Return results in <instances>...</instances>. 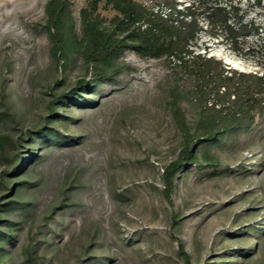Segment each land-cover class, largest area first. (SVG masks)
<instances>
[{
    "label": "rangeland",
    "instance_id": "obj_1",
    "mask_svg": "<svg viewBox=\"0 0 264 264\" xmlns=\"http://www.w3.org/2000/svg\"><path fill=\"white\" fill-rule=\"evenodd\" d=\"M48 1L0 0V155L8 148L4 137L26 136L45 123L54 95L79 79H92L79 56L61 62L52 57L43 30ZM70 1L80 32V11L88 0ZM193 1L175 0L182 7ZM224 3L238 7L259 34L240 37L235 49L222 30L219 37L203 32L194 50L229 69L263 75L264 0ZM101 14L107 21L114 16ZM118 63L129 69L113 81L89 84L86 103L59 111L63 118L52 126L64 140L43 146L32 176L36 186L22 199L27 208L14 211L11 222L0 227L12 226L15 237L2 238L0 255L20 254L31 233L53 264H184L178 240L192 264H218L262 246L264 110L250 129L214 145L213 161L201 157L199 165L184 168L167 201L163 169L182 143L168 105L170 90L191 84L176 76L165 58H142L130 50ZM182 107L193 126L198 109L189 101ZM7 168L0 159V175ZM66 188L69 199L51 215Z\"/></svg>",
    "mask_w": 264,
    "mask_h": 264
},
{
    "label": "trees",
    "instance_id": "obj_2",
    "mask_svg": "<svg viewBox=\"0 0 264 264\" xmlns=\"http://www.w3.org/2000/svg\"><path fill=\"white\" fill-rule=\"evenodd\" d=\"M153 2L147 6L137 0H88L80 11V32L73 2L49 0L46 3L43 30L48 36L52 57L61 62L79 56L92 71V79H79L67 92L54 95L47 105L45 123L35 132L27 131L26 136L16 139L3 138L8 148H2L0 159L7 162L8 168L0 175V227L11 222L14 211L27 208L22 199L36 186L32 176L45 152V143L64 140L63 134L52 126L63 118L59 111L69 104L74 106L85 101L83 93H92L89 84L97 87L129 69L118 63L126 51H134L142 58H165L175 75L191 84L189 89L178 84L170 90L168 105L182 143L177 157L163 169L162 191L167 201L184 168L199 165L201 157L213 161L211 148L228 135L250 129L256 115L264 110V74L229 69L220 60L194 50L203 32L219 37L218 32L222 30L235 49L240 37L258 35V28L253 23H245L238 7L224 0H195L185 7L175 0ZM101 10L111 11L114 16L107 21ZM184 101L192 102L198 109L193 126L187 121L182 107ZM68 190L61 193L58 206L49 210L51 215L69 199ZM11 229L10 225L0 229V245L3 237L9 242L15 239ZM263 239L264 235L260 243ZM177 242L184 264H192L183 242ZM259 245L252 252H235L240 258L218 264H264V255H260L264 244ZM41 250L42 243L35 241L31 233L20 254L8 250L0 255V264H53Z\"/></svg>",
    "mask_w": 264,
    "mask_h": 264
}]
</instances>
